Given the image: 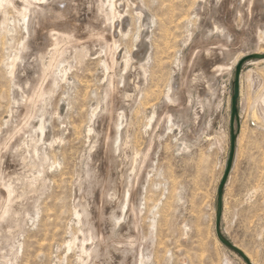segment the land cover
I'll list each match as a JSON object with an SVG mask.
<instances>
[{
  "label": "rangeland",
  "instance_id": "374dc122",
  "mask_svg": "<svg viewBox=\"0 0 264 264\" xmlns=\"http://www.w3.org/2000/svg\"><path fill=\"white\" fill-rule=\"evenodd\" d=\"M44 4L68 11L56 22L74 25L71 38L37 45L49 23L30 19L29 38L10 7L0 31V167L16 201L32 200L21 223L0 226V264H246L218 241L214 216L234 70L264 54V0ZM239 77L221 231L264 264V59Z\"/></svg>",
  "mask_w": 264,
  "mask_h": 264
},
{
  "label": "bare ground",
  "instance_id": "6f19581e",
  "mask_svg": "<svg viewBox=\"0 0 264 264\" xmlns=\"http://www.w3.org/2000/svg\"><path fill=\"white\" fill-rule=\"evenodd\" d=\"M37 1V0H36ZM41 1V0H40ZM43 3H35L36 5L33 6L34 3H32L31 0H0V31L7 25H9L10 23H12L11 18H9L7 16V9L10 7L12 8L16 14H18L19 17H21V19L23 20L25 25V29L27 35L29 36V38H31V33L32 32V27H31V23L30 19L32 18H37L39 20H41L42 22H48L50 27L52 28L51 31H55V34H51L50 32H42L40 31V33H37L34 31V37L36 36L38 39V44L37 45H41V47H45V46H52V48L56 47L57 42L62 39V38H71L72 35L71 33L74 32V25L70 22H65L63 24H61V27L59 28L60 25L57 24L56 20H60L63 19L65 16V13L67 10H58V9H53L52 7L46 6L44 4V2H46V0H42ZM209 1V0H208ZM249 1V0H248ZM113 2V0H112ZM211 2V1H210ZM111 3V2H110ZM115 3V2H114ZM205 3V2H204ZM215 4V3H212ZM116 4L111 3L110 4V8L112 10L113 6ZM115 7V6H114ZM199 9V8H198ZM251 9V8H250ZM200 10V9H199ZM248 10V8H247ZM68 12V11H67ZM113 12V11H112ZM110 12V13H112ZM58 27V28H57ZM107 27V26H106ZM215 29H217V27H215ZM213 30V29H212ZM103 32V31H102ZM102 34V33H101ZM100 38V36H98ZM37 38L35 39V41H37ZM76 39V38H75ZM103 39V38H102ZM40 40V41H39ZM69 40V39H68ZM72 40V39H71ZM73 41V40H72ZM77 41V40H76ZM69 42V41H68ZM76 45V44H75ZM26 47V46H25ZM24 47V49H25ZM53 50V49H52ZM21 58L20 55L14 57L13 60H11L10 64H9V73L11 76H13V78H16L18 76V69H17V65H16V61ZM205 60V59H204ZM161 61V60H160ZM263 61V59H262ZM128 62V61H127ZM162 64V63H161ZM108 65V64H106ZM45 66V65H44ZM63 72V71H62ZM42 74L43 71H38L36 72V74ZM59 73V72H58ZM67 73V72H66ZM65 76V75H64ZM258 82V80H254V83ZM49 86V84L46 85L45 89ZM171 90V89H170ZM169 94V93H168ZM167 94V95H168ZM35 95V94H34ZM170 96V95H169ZM175 97V96H174ZM30 98H32V95L29 94L27 96L26 101L22 104L21 107V117H26L27 116V112H29V107H30ZM168 98V96H167ZM170 98V97H169ZM171 99V98H170ZM172 100V99H171ZM170 100V101H171ZM260 113L263 114L264 116V99L260 102ZM124 118V117H123ZM42 119V118H41ZM42 122V121H41ZM108 122V121H107ZM7 124L10 123V119L6 122ZM22 124V123H21ZM119 124H116L115 126V141L114 143H116L119 140V130H118ZM41 132H43L44 128L42 125H40ZM38 130V131H40ZM89 131V130H88ZM40 134V132H38ZM107 133V132H106ZM31 140V139H30ZM106 141V139H105ZM31 142V141H30ZM33 149V148H32ZM24 153V152H23ZM35 154V152H33ZM39 153V152H38ZM104 156V155H103ZM43 157V156H42ZM122 157V156H121ZM44 159V158H43ZM41 160V159H40ZM54 160V159H53ZM125 161V160H124ZM127 162V160H126ZM129 162V161H128ZM46 163V162H45ZM135 163V162H134ZM11 164V163H10ZM127 164V163H126ZM136 164V163H135ZM133 167V166H132ZM131 171V170H130ZM128 170V172H130ZM134 172V171H133ZM135 174V173H134ZM0 188H4V193L2 195V193L0 192V204H3V208L2 211L0 212V226L1 225H6V226H14V225H18V223H21L20 221L23 219V217L26 215V207L27 205L32 203V200H28L25 202H18L16 201V195L15 192L11 189L10 185L11 184H7V182H5L4 180V175L5 173L3 172V170L0 167ZM40 175V174H39ZM136 177V176H135ZM122 179H124L122 177ZM8 181V180H7ZM124 181V180H123ZM122 181V182H123ZM18 182V181H17ZM128 184V183H127ZM121 185V184H120ZM119 185V186H120ZM124 185V183H123ZM122 186V185H121ZM124 187V186H123ZM122 187V188H123ZM128 188V187H127ZM128 193V192H127ZM129 195V194H128ZM128 197V196H127ZM35 198V197H34ZM125 199V198H124ZM83 208V207H82ZM77 215V214H76ZM36 216V215H35ZM27 218V217H26ZM109 222L112 225L117 224L118 219L115 216L110 217ZM79 225V224H78ZM9 227V228H10ZM7 228V227H6ZM15 228V227H14ZM5 230V229H4ZM79 231V230H78ZM7 232V231H5ZM3 237V236H2ZM90 235H88V239H89ZM5 239V238H4ZM90 240V239H89ZM74 243L76 242L75 239L73 240ZM85 241H86V237L83 239V241L80 243V252L83 254H86L88 257L91 255V250H87L85 248ZM73 243V242H72ZM89 243V242H88ZM69 246V244H68ZM66 246V247H68ZM71 247V246H70ZM74 247V246H73ZM71 249V248H70ZM69 252V251H68ZM71 252V251H70ZM96 252V251H95ZM9 253V252H7ZM94 253V252H93ZM96 254V253H95ZM6 255V254H5ZM15 255V254H14ZM246 255V254H245ZM3 256V255H2ZM225 264H228L227 262H225Z\"/></svg>",
  "mask_w": 264,
  "mask_h": 264
},
{
  "label": "water",
  "instance_id": "95a60500",
  "mask_svg": "<svg viewBox=\"0 0 264 264\" xmlns=\"http://www.w3.org/2000/svg\"><path fill=\"white\" fill-rule=\"evenodd\" d=\"M264 59V54L259 53H253L250 55L245 56L242 58L239 62H237V65L235 66L234 70V79L232 81V87H231V107H230V122H231V132H230V150L228 159L226 160V167L223 173V176L221 178V181L219 183V186L216 192V205H215V234L218 239V241L228 250L234 252L237 254L240 258L243 259V261L246 264H252L249 260V258L241 251L239 248H237L235 245L231 244L229 240L224 236V234L221 231V216H222V197H223V190L225 189V184L227 177L229 175V172L231 170L234 155H235V148H236V141H237V135L233 131V122L235 119H237L238 116V100H239V76L241 71V66L243 63L248 62V60H262Z\"/></svg>",
  "mask_w": 264,
  "mask_h": 264
}]
</instances>
